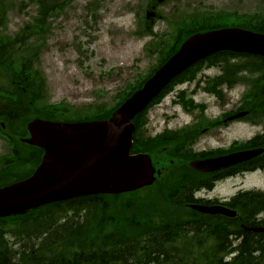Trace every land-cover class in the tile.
I'll return each mask as SVG.
<instances>
[{
  "label": "trees",
  "instance_id": "16d2710c",
  "mask_svg": "<svg viewBox=\"0 0 264 264\" xmlns=\"http://www.w3.org/2000/svg\"><path fill=\"white\" fill-rule=\"evenodd\" d=\"M72 1L65 0L64 5ZM143 1L147 2L148 5L156 3V0ZM171 1L173 0H165V3ZM11 2V0H0V28L6 25V14L7 10L12 6ZM26 4L35 7V16L31 22L26 23L19 33L22 49V81L21 89L19 90L21 123L17 119H8L4 115L0 116V120L5 122L7 133H16L15 130L20 128L19 130H21L23 137L26 136L24 124L28 119L37 115L51 119L58 117L63 112V109H59L57 106L42 108L37 104L42 96H46V82L41 71L37 69V65L39 53L43 47L41 42L44 41L49 32L47 19L54 8V4L52 0H27ZM142 7L143 3L138 9L141 10ZM157 18L165 19L160 15ZM165 20H167L169 31L159 36L158 40L150 43V49L152 52L157 53V59L161 63L165 62L173 54L184 39L196 32L220 27L238 26L264 33V14L235 18L232 13L223 15L177 12L170 19ZM137 22V36L153 35L152 26L149 25V28H146V25L141 22L139 15H137ZM15 39L16 37L12 38V41H0V43L12 42L15 44ZM210 59L215 61L221 59L224 62L227 61V63L233 59L240 60L242 64H237L236 68L246 70L251 78L246 79L247 83L252 85V89L246 95V101L252 110L255 108L264 109V58L220 53ZM229 67L234 69L235 65H229ZM152 71L154 70L152 69ZM151 72H149L150 74L148 73L149 75L136 80L134 84L128 85L115 98L113 105L108 106L105 103L87 105L81 110L78 109L76 112H71V116L74 117V121L107 119L112 111L142 86L151 75ZM11 76H15L14 69ZM12 83V92H15L18 90L15 86V79H13ZM163 95L164 92L147 109L157 104ZM5 96L7 104H9V101L16 99V95L10 97L8 93H5ZM13 108H15V105ZM146 110L133 120L135 125L136 123H143H141V118L146 113ZM133 151L146 152V149L135 146ZM39 152L35 148L22 146L20 154L14 149L11 157L1 159L0 186L12 180L13 177H10L6 172L10 170L11 165L14 166L19 161L23 166V171L18 178L25 177V175L31 173L39 162ZM174 153L175 150H173ZM197 188H200V186L196 185L195 189ZM185 194L187 195V188L184 180L175 175H170L165 176L155 187L143 193L136 192L126 196L88 197L57 203L44 208L43 213L39 212L41 214L15 219L16 221L14 222L5 223L6 220H0V228L2 230L5 229L6 233L17 238L22 236L40 238L41 235H45L44 240L39 242V244L42 243V246L36 251L43 253H71L73 255L66 257V259L69 258L71 262H76L77 264L84 262L85 264H114V236L130 235L131 237H138L145 234H153V236H186L194 235V230L198 232V235L201 234L200 227L190 223L196 220L193 214L187 218L189 222H186V218L183 216L184 209L176 210L170 208L173 205H184L190 202L191 200L186 198ZM242 198H245L244 200L248 204H256L255 210L259 206L264 205L263 198L258 200L250 194H245ZM245 234V238L248 241L241 245L244 250H242L241 256L234 259L230 264H264V234ZM115 242H118V240ZM129 243L136 242L132 240L125 241V244ZM22 250L27 251L26 248ZM6 251H11V249L7 248ZM118 251L120 252V250ZM177 251L185 252L186 250L185 248L181 250L175 249V252ZM189 252H191L190 249ZM254 252H257V256H255ZM45 254H42L40 258L43 262L47 260V255ZM187 257L186 255L181 258L167 257V264H193L191 262L192 259H187ZM35 259L39 260L38 257ZM212 261L198 258V264H211Z\"/></svg>",
  "mask_w": 264,
  "mask_h": 264
},
{
  "label": "water",
  "instance_id": "95a60500",
  "mask_svg": "<svg viewBox=\"0 0 264 264\" xmlns=\"http://www.w3.org/2000/svg\"><path fill=\"white\" fill-rule=\"evenodd\" d=\"M153 16V13L147 14V17ZM220 51L264 57V35L227 28L190 37L106 121L68 124L40 119L31 121L27 126L30 136L27 143L43 151L41 163L31 177L0 189V218L24 214L54 202L90 195L127 193L151 184L154 170L149 159L144 155H129L133 118L171 79L198 60ZM253 156V153L241 152L194 162L190 166L200 172H211ZM193 209L233 216L225 209Z\"/></svg>",
  "mask_w": 264,
  "mask_h": 264
},
{
  "label": "rangeland",
  "instance_id": "374dc122",
  "mask_svg": "<svg viewBox=\"0 0 264 264\" xmlns=\"http://www.w3.org/2000/svg\"><path fill=\"white\" fill-rule=\"evenodd\" d=\"M11 1L14 6L7 15L8 33L18 31L34 16L33 8L19 6L20 2L26 0ZM94 1L98 3V8L90 11L95 15L93 17L87 6ZM140 2L141 0H76L69 5L67 14L54 20L51 35L45 50L40 54L38 64L47 83V102L63 104L70 112L95 103L110 106L128 85L145 77L152 67H156V56L147 53L152 38L135 36V13ZM174 8H178L180 12L198 10L219 13L235 10L240 14H248L263 11L264 0H180L178 3L162 5L157 10L169 18ZM153 31L156 34L165 33L166 21H158ZM242 89L232 90V106L239 103ZM169 98H164L148 112L144 127L148 135L191 122V117L183 114L178 105L168 104ZM255 131L248 124L232 125L226 141L233 138L249 140ZM215 145L216 141L209 139L199 143V147L204 149ZM5 151V144L0 141V155ZM242 188L264 191V174L248 175ZM219 190L221 195H225L232 193L233 188L227 184Z\"/></svg>",
  "mask_w": 264,
  "mask_h": 264
},
{
  "label": "flooded vegetation",
  "instance_id": "af4514ba",
  "mask_svg": "<svg viewBox=\"0 0 264 264\" xmlns=\"http://www.w3.org/2000/svg\"><path fill=\"white\" fill-rule=\"evenodd\" d=\"M3 47L11 48V46L9 45L2 46L1 48ZM1 61L4 64H7V60H1ZM199 67H201V65L196 66L194 70ZM210 69H212V71ZM213 69L216 70V73H214ZM16 70H17L18 75L15 78L16 80L20 81L21 80V76H20L21 66L19 64ZM9 73L10 71L9 69H7V71L3 70L2 74H0L2 81L4 83L9 81L10 79ZM219 73H221L220 69L218 67L215 68L212 66L210 68L198 70L196 72L195 78L192 80L193 89L191 91H194V93L192 94V97L199 106L195 107L192 111V128L190 131V138L186 136L187 134H183L182 138L183 140L193 139L195 143H198L200 141H205L206 139L216 141V145L214 147H210L211 149H209L212 151H208L206 153L194 151L195 158L193 160L213 158L215 156L224 154V152L228 148L233 146V144H235L234 147L237 148L238 144L245 143V142L239 141L236 138L226 141V139H229L227 137V134H228V131L230 130V127L233 124L247 123V122L243 118L239 120H234V121L228 120L231 116H234L235 114L239 112H243L244 110L242 111L238 108L231 107L230 88H229L230 79L226 80L224 77L220 76ZM19 83L20 82H18V85ZM184 93L189 94L190 90H186L184 91ZM12 94L13 93L11 92L10 96ZM17 94L18 93L16 92V95ZM207 96H212V97L217 98L218 113L215 116L208 115V112H207L208 107H205V105H207L205 101V98ZM12 103L15 104V108H14L16 112L15 118L16 117L18 118L20 102L15 100ZM12 113H13V108H2L0 110V114L7 115L8 119L12 118L11 116ZM255 116H256V112H255ZM178 129H182V128L172 129L170 130V132L177 131ZM257 134H259V136L257 138L256 144L259 146H264V125H262L260 131ZM168 135H170V138L179 139V135H173L172 133H169ZM151 136H153L151 138H155L154 137L155 134ZM146 138L148 137L146 136L145 139ZM18 140H20V138H18ZM0 141H4L6 145H9V144L17 145L18 144L17 141L14 139L10 138L8 140H4V138H2L1 136H0ZM227 153H229V150L227 151ZM188 156L190 155L188 154ZM261 160L264 162V158H261L259 162ZM244 169H245V164L243 163V164H239V166H234L232 168L220 170L218 172L210 173L205 176L199 175V174L197 175L204 176L207 179H210V178L214 179L215 177H221L224 174H229L228 177H232V178H229V180L234 182L237 179H242L244 177L242 174V171ZM238 192L235 193L234 195H228V196H220L219 194H215L212 196L208 195L205 199H196V201L202 204H205L207 206H221V207L228 208L230 210L238 211L236 209L237 208L236 205H239V204H235L234 206H231L228 204L230 199L236 194H238ZM244 204L245 202L243 204H240L238 207H242ZM207 217H211V219L209 220L207 224H211V223L219 224L223 228V232L226 234V237H218L216 236L213 230L211 232L213 235L208 238V240H210L209 242L218 243L219 249H220V252L218 253V255L221 256L223 259H229L230 254L224 252L225 243L233 239L236 233L240 232L238 229L246 224L244 223L245 215L240 213L239 215L240 218H235L233 220L222 218V216L220 215L207 216ZM231 224L232 226H230ZM261 224L264 225V222H261ZM151 239L152 241L156 242V245H153V246L138 245L137 246L138 248H142V247L149 248L151 249V251H147L143 253L141 252L140 253H129L121 261L118 260V255H117L118 253L115 252L114 253V264H166V257H165L166 253L164 250L166 242L164 240H156V238L154 237H152ZM176 239L179 240L183 238H175V240ZM185 239H187V237H185ZM193 252L195 255L198 254L197 250H194Z\"/></svg>",
  "mask_w": 264,
  "mask_h": 264
},
{
  "label": "bare ground",
  "instance_id": "6f19581e",
  "mask_svg": "<svg viewBox=\"0 0 264 264\" xmlns=\"http://www.w3.org/2000/svg\"><path fill=\"white\" fill-rule=\"evenodd\" d=\"M254 206H255L254 204L243 205L241 209L239 210L241 214L245 215L244 223L256 224L258 222H264V205L259 206V208L256 210L252 208ZM217 225L220 226L217 223L210 224L216 236L226 237V234L223 232V228L221 226L218 227ZM230 226H232V224ZM245 233L247 232L242 231V232L236 233L235 237L232 239L233 244L230 241L225 243V251L230 254L229 262L225 264H230L234 259L241 256V252L242 250H244L241 248V245L245 243L246 241H248V239L246 240L245 238L246 237ZM154 236L153 234H145V235L140 236V238L143 244H146L149 242L154 243V241H152L151 239ZM44 238H45V235H41L40 238L39 237L36 238L34 236L18 237V244L21 247L27 249L25 257L20 258L18 256H15V257L13 256V258L11 257L7 258V261H3L0 264H36L37 261L35 258L45 253H46L45 255H47V260L44 263H40V264H77L76 262H71L69 258L66 259V257H70L71 255H73L71 253H62V252L43 253L40 251H36L38 248H40V246H42V243L39 244V242L44 240ZM129 238H131L130 235L121 236L119 238V241L117 242V244H121L124 247L117 254L118 257H125L128 254V248H127L128 246L125 244V241L129 240ZM16 243L17 242L15 239H6L3 243L0 244V251H5L7 248L10 249ZM175 249L181 250L183 249V247L179 243H176V244L173 243L171 247H168L166 245L164 247V250L170 253L175 251ZM190 249L192 251L197 250L198 252L203 251L202 246L199 243H195V242L191 243ZM114 253H115V250H114ZM60 257L61 259H59Z\"/></svg>",
  "mask_w": 264,
  "mask_h": 264
}]
</instances>
